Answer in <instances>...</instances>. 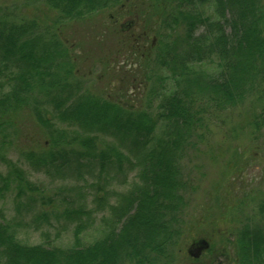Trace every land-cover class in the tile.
<instances>
[{
	"label": "trees",
	"instance_id": "16d2710c",
	"mask_svg": "<svg viewBox=\"0 0 264 264\" xmlns=\"http://www.w3.org/2000/svg\"><path fill=\"white\" fill-rule=\"evenodd\" d=\"M43 2L56 16L45 34L37 31L40 24L35 20L0 22V168L4 169H0V200L14 192L20 212L35 204L39 192L7 154L16 117L22 113H28L47 136L40 152L20 153L33 171L62 177L68 172V177L83 181L96 169L99 173L113 169L122 176L134 173L135 179L128 192L117 196L116 205H105L104 196L93 198L98 211L110 214L90 244L82 241V235L94 225L91 210H64L66 219L75 224L68 247L24 244L15 224L0 216V264H168L165 258L179 236L176 226L185 206L178 160L193 136H203L202 106L234 107L264 72V0ZM110 9H125L143 21L140 38L152 30L146 57L165 71L158 87L150 88L148 100L156 106L148 102L133 107L131 95L127 93L128 99L118 92L113 95V87L102 95L91 93L79 81L83 76L76 69L75 44L58 39L57 23L84 20ZM180 29L182 34L176 35ZM140 38L133 40L135 48ZM126 44L121 41L120 50ZM206 64L213 70H206ZM115 73L113 81H121ZM122 80L140 90L152 79L146 74L130 81L124 75ZM248 125L255 137L264 125V105L251 113ZM69 127L78 131L67 135L64 128ZM101 140L115 144L103 145ZM42 202L50 205L52 199ZM257 214L262 223L248 226L246 218L231 232L234 264H264V198L258 201ZM161 257L166 261L155 263Z\"/></svg>",
	"mask_w": 264,
	"mask_h": 264
},
{
	"label": "rangeland",
	"instance_id": "374dc122",
	"mask_svg": "<svg viewBox=\"0 0 264 264\" xmlns=\"http://www.w3.org/2000/svg\"><path fill=\"white\" fill-rule=\"evenodd\" d=\"M124 10L110 9L84 20L62 21L56 24V33L60 35L58 39L75 44L72 51L76 56V69L84 78L79 79L84 88L102 95L107 88L113 87L110 91L113 95L117 92L123 98L127 93L131 95L129 99L133 107H145L148 102L156 106L155 101L148 100L150 88L158 87L159 78L165 71L159 69L158 63L153 64L151 57H146L153 33L148 28L147 38H140L144 22L133 14L129 16ZM55 17L43 0H0V22L35 20L40 24L37 31L45 34ZM130 22L133 23L131 27L128 25ZM182 32L180 29L176 35ZM135 38H140L136 48ZM121 41L128 43L122 46V50ZM205 66L206 70H213L209 64ZM112 70L116 71L115 75H120L121 81L118 78L113 81ZM146 74L152 79L146 89L140 87V90H135L127 85L128 80L126 83L125 79L122 80L124 75L130 81L136 75L144 78ZM251 85L249 95L234 107L217 109L210 103L202 106L206 123L203 136H193L191 145L184 148V154L178 160L185 206L178 216L180 223L176 228L179 236L165 258L168 264H234V252L230 248V241L234 238L232 230L240 228L246 218L250 220L248 226L262 223L257 211L259 199L264 198V125L253 137L248 123L251 113L264 105V72H260ZM29 117L28 113L16 117L15 134L11 138L13 143L7 154L24 169L27 179L38 187L39 192L34 195L35 204L22 208L20 212L16 210L15 193H7L0 200V216L15 224L18 239L24 244L68 247L73 243L75 224L66 219L64 210H91L94 225L82 235V241L90 244L98 236L102 219L110 214L106 209L98 211L93 198L104 196L105 205L118 204L117 196L130 190L135 174L126 172L122 176L113 169L105 173L96 169L92 174H85L81 181L74 175L68 177V172L62 177L33 171L20 159V153L40 152L47 136ZM64 131L73 135L78 129L69 127ZM108 142L115 144L114 140H101L103 145H108ZM0 169L4 171L2 167ZM41 199H52V203L44 204ZM203 242L206 247L197 256L189 254L192 245ZM165 259L157 258L155 263Z\"/></svg>",
	"mask_w": 264,
	"mask_h": 264
},
{
	"label": "flooded vegetation",
	"instance_id": "af4514ba",
	"mask_svg": "<svg viewBox=\"0 0 264 264\" xmlns=\"http://www.w3.org/2000/svg\"><path fill=\"white\" fill-rule=\"evenodd\" d=\"M204 247H206V243H198L197 245H192L191 249L189 250V254L193 255V256H197L203 249Z\"/></svg>",
	"mask_w": 264,
	"mask_h": 264
}]
</instances>
